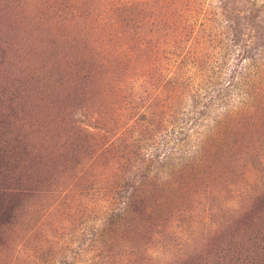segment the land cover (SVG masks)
I'll list each match as a JSON object with an SVG mask.
<instances>
[{
	"label": "rangeland",
	"instance_id": "rangeland-1",
	"mask_svg": "<svg viewBox=\"0 0 264 264\" xmlns=\"http://www.w3.org/2000/svg\"><path fill=\"white\" fill-rule=\"evenodd\" d=\"M0 264H264V0H0Z\"/></svg>",
	"mask_w": 264,
	"mask_h": 264
}]
</instances>
